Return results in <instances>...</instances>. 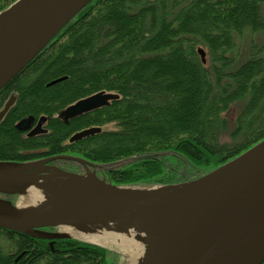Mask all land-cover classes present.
I'll use <instances>...</instances> for the list:
<instances>
[{
  "label": "trees",
  "instance_id": "16d2710c",
  "mask_svg": "<svg viewBox=\"0 0 264 264\" xmlns=\"http://www.w3.org/2000/svg\"><path fill=\"white\" fill-rule=\"evenodd\" d=\"M16 1L0 0V13ZM263 4L90 1L0 90V109L11 94L16 96L0 124V161L68 155L93 165L56 161L69 165L70 173L83 175L91 168L98 179L115 186H174L234 160L264 140ZM200 47L209 57L205 65ZM100 91L121 98L68 125L55 117ZM236 102L244 105L231 142L224 141V114ZM32 115L50 117L47 136L25 138L16 130ZM112 123L117 130L68 143L78 131ZM41 147L50 154L32 153ZM63 243L66 252L56 255V264H102L108 256L101 247Z\"/></svg>",
  "mask_w": 264,
  "mask_h": 264
},
{
  "label": "water",
  "instance_id": "95a60500",
  "mask_svg": "<svg viewBox=\"0 0 264 264\" xmlns=\"http://www.w3.org/2000/svg\"><path fill=\"white\" fill-rule=\"evenodd\" d=\"M92 0H17L0 13V90L13 80ZM202 63H207L203 48L197 50ZM65 80L61 78L48 86ZM114 92L100 91L80 99L60 113L61 119L70 120L110 106L120 100ZM11 97L0 112V121L13 104ZM42 116L29 136L46 133ZM34 117L21 120L16 129L25 132L31 128ZM102 132L101 127H90L75 133L70 143ZM71 160L86 166L93 165L73 156H55L33 162L0 161V193L6 195H32V185L49 176L62 173L75 178H93L102 186L114 189H138L115 186L97 178L95 173L78 175L47 166L49 162ZM54 170V172H51ZM185 188L184 192L164 206L146 210V218L156 221L155 242L143 264H208L221 241L243 222L264 210V140L234 160L209 174L184 184L159 185L154 188ZM138 207L144 203L137 199ZM37 206H14L0 199V228L33 235L38 227L61 225L53 220L36 224L32 218L38 214ZM41 210V209H39ZM72 231L81 233L74 226ZM95 233L91 232L90 234ZM83 234V233H81ZM56 238H69L56 234ZM243 240V239H242ZM232 264L264 263V229L247 237L230 253Z\"/></svg>",
  "mask_w": 264,
  "mask_h": 264
},
{
  "label": "bare ground",
  "instance_id": "6f19581e",
  "mask_svg": "<svg viewBox=\"0 0 264 264\" xmlns=\"http://www.w3.org/2000/svg\"><path fill=\"white\" fill-rule=\"evenodd\" d=\"M32 185L33 203L41 209L32 218L33 222L59 221L67 232H71L74 226L89 240L105 245L118 244L126 252L130 264L144 263L158 234L156 221L146 218L144 212L178 199L185 190L182 187L114 189L102 186L91 177L75 178L62 173ZM137 199L144 201L139 207ZM262 229L264 210L232 230L221 241L208 264H232L230 253L247 237Z\"/></svg>",
  "mask_w": 264,
  "mask_h": 264
},
{
  "label": "flooded vegetation",
  "instance_id": "af4514ba",
  "mask_svg": "<svg viewBox=\"0 0 264 264\" xmlns=\"http://www.w3.org/2000/svg\"><path fill=\"white\" fill-rule=\"evenodd\" d=\"M11 97H14L15 100H14L13 104L10 106L7 113L1 119L0 124L3 122L4 118L6 117V115L8 114V112L14 106V104L16 102L15 94H11V96L6 101V103L4 104L2 109H0V112L5 108V105L10 100ZM62 111H60L58 113V115L55 117L59 118L64 124L68 125L71 120L68 123H65L60 117V113ZM42 116L47 118L46 122L43 124V129L46 130V133H40V134H37L34 136H29L30 132L36 128L38 121ZM30 117L35 118V121H34L33 125L31 126V128H29V130H27L25 132H21V131H19V132L22 133L25 138H37V137L47 136L49 134V131H50L48 128L49 122L51 120L50 117L47 115H41L38 118H36L33 115ZM74 119H72V120H74ZM15 128H16V126H15ZM68 143L70 144L69 141H68ZM32 153L33 154L36 153L39 155H45L46 156L47 154H50V151L48 150L47 147H41L38 150L32 151ZM55 156H62V155H54V156L49 155L46 157L38 158V159L33 160V161L47 160V159H50V158L55 157ZM64 156H68V155H64ZM33 161H27V162H33ZM47 166L53 167L54 169H56V167H58L61 170H64L67 172H73L72 168L69 165H65L64 163H59L56 161L49 162L47 164ZM91 168H92V166H91ZM85 171H87V169ZM51 172H54V170H52ZM27 194H29V193L27 192L26 195ZM0 199L9 201L14 206L21 205L20 201L24 202L23 197L19 196V195H6V194L0 193ZM65 232H67V231H65L61 228H58L56 226H52V225L45 226V227H38V228L33 229L32 230L33 235L25 234V233H19L16 231L0 228V264H56V255H60L61 252H66L65 249H62V246L64 244L63 242H66V240H75V239H71L70 235H68L69 238H56V234H64ZM76 241H78V240H76ZM82 243H85V244L90 245V246H94V244H91V243H86V242H82ZM67 257H69V255H66L64 258H67ZM101 262H102V264H107L108 260L103 259ZM59 264H62V262H59ZM89 264H91V262H89Z\"/></svg>",
  "mask_w": 264,
  "mask_h": 264
},
{
  "label": "rangeland",
  "instance_id": "374dc122",
  "mask_svg": "<svg viewBox=\"0 0 264 264\" xmlns=\"http://www.w3.org/2000/svg\"><path fill=\"white\" fill-rule=\"evenodd\" d=\"M262 14L264 16V4L262 5ZM257 40H259V38H257ZM205 51L207 53L206 49H205ZM206 59H207V63H208V60H209L208 55L206 56ZM243 105H244L243 102H236L231 106L230 110L224 114V117L228 121V131L224 135V138H223L224 141L231 142L229 135L235 129L236 118H237L238 114L240 113L241 109L243 108ZM101 128L103 131H115L118 129L114 123L105 125ZM92 173H94V172H92L89 168H87V171H85V173L83 175L92 174ZM79 175H82V173H80ZM155 186H159V185H153V184L145 183V184H136V185H130V186H122V187L146 189V188H152ZM28 193L29 194L22 196L24 199L23 200L24 202L20 201V204H21L20 206H33L34 205V203H33L34 196L30 192H28ZM64 234L70 235L71 239L78 240V242L80 241L81 243L82 242L91 243V244H94V246L97 245V247H101V248L105 249L108 253L107 259L112 264H130V262L128 261V258L125 256L126 252H124L119 246H117L118 244L117 245L116 244H106L105 245L102 242L98 243L96 241H92V240L87 239V237L84 234L78 233L76 231L65 232Z\"/></svg>",
  "mask_w": 264,
  "mask_h": 264
}]
</instances>
